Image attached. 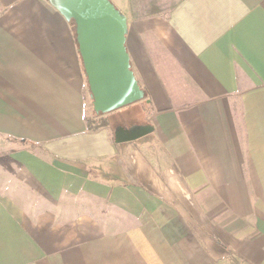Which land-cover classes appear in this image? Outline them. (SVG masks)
Listing matches in <instances>:
<instances>
[{
	"label": "crops",
	"instance_id": "crops-1",
	"mask_svg": "<svg viewBox=\"0 0 264 264\" xmlns=\"http://www.w3.org/2000/svg\"><path fill=\"white\" fill-rule=\"evenodd\" d=\"M133 1L154 130L116 143L121 108L88 127L74 22L0 0V264H264V0Z\"/></svg>",
	"mask_w": 264,
	"mask_h": 264
},
{
	"label": "water",
	"instance_id": "water-1",
	"mask_svg": "<svg viewBox=\"0 0 264 264\" xmlns=\"http://www.w3.org/2000/svg\"><path fill=\"white\" fill-rule=\"evenodd\" d=\"M75 24L93 107L109 113L144 99L126 47L128 18L111 0H49ZM151 124L117 125L115 142L137 140L153 132Z\"/></svg>",
	"mask_w": 264,
	"mask_h": 264
},
{
	"label": "rangeland",
	"instance_id": "rangeland-1",
	"mask_svg": "<svg viewBox=\"0 0 264 264\" xmlns=\"http://www.w3.org/2000/svg\"><path fill=\"white\" fill-rule=\"evenodd\" d=\"M118 9L122 8V2L121 0H111ZM153 1L156 2V0H134V8H135V12L136 13H145L148 10H150L152 8V3ZM122 10V9H120ZM74 30H75V24H74ZM76 35V34H75ZM86 113L87 114H91L92 113V109H93V101L90 97L89 94V90H88V86H86ZM122 109L121 113H117L116 115H114L113 121H112V125H114L115 127L117 125H123L126 127H130L132 125H134V122L139 121V117L141 116V112L139 111V109L135 108V106L133 104H129L124 106ZM134 111V112H133ZM2 139H0V145L2 144ZM6 147L4 146H0V151L5 149Z\"/></svg>",
	"mask_w": 264,
	"mask_h": 264
},
{
	"label": "trees",
	"instance_id": "trees-1",
	"mask_svg": "<svg viewBox=\"0 0 264 264\" xmlns=\"http://www.w3.org/2000/svg\"><path fill=\"white\" fill-rule=\"evenodd\" d=\"M75 34H76V31H75ZM87 86H88L89 94H90V97H91V91L89 89L88 82H87ZM143 90L145 92V97H144V99H145V98L148 97V94H147V91L144 88H143ZM91 99L93 101L92 97H91ZM105 114H107V113L96 112L94 107H93L92 113L90 115H88V117H87L89 129H97L99 127H103V126L109 125V123H110L109 118L107 116H104Z\"/></svg>",
	"mask_w": 264,
	"mask_h": 264
}]
</instances>
